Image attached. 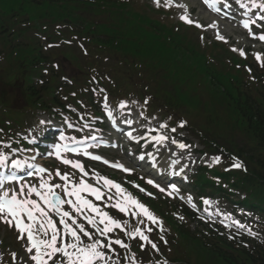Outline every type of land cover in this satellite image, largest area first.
I'll return each mask as SVG.
<instances>
[{
	"label": "snow or ice",
	"instance_id": "snow-or-ice-1",
	"mask_svg": "<svg viewBox=\"0 0 264 264\" xmlns=\"http://www.w3.org/2000/svg\"><path fill=\"white\" fill-rule=\"evenodd\" d=\"M239 2V0H237ZM153 3L159 7L161 5V0H153ZM202 3L213 11H219L218 5L227 6V0H202ZM252 8L259 9L261 13H264V0H249ZM163 6L165 8L178 7L183 9L179 19L189 25L195 26L200 29L216 28V39L222 42H227V38L220 34L218 25L216 22L209 24L207 26L201 24L198 20L190 17L188 6L184 3L178 2V0H164ZM241 7H247V5L241 4ZM260 20H264V15L259 16ZM251 24H255L256 21L252 20L244 21L243 27L248 30L249 36L253 39H258L264 42V32L259 34L254 33L250 27ZM258 27L264 28V25H259ZM203 39V37H201ZM51 47V45H50ZM234 52H239V54L246 58V53L242 49H231ZM255 59L260 62V66L264 67V62L261 61V54L256 53ZM250 72L251 69H248ZM103 91V90H101ZM107 97H105V101ZM133 103H136L133 101ZM145 104L148 103L146 99ZM107 107V105H105ZM119 109H125L127 103L121 101L118 105ZM108 117L115 123V117L113 116L112 110L107 113ZM130 115V113H128ZM143 117V113H140ZM41 124H45V121H40ZM124 123L131 126L135 121L133 119H125ZM185 121H181L179 127L183 128ZM69 127L73 125L69 124ZM166 124H161L160 128H166ZM79 130V129H78ZM149 131H155V129H150ZM172 132L176 131V128L171 129ZM127 137L131 140L139 143L140 139L145 137H136L133 135L132 131L126 133ZM60 139H68L63 134H61ZM72 140H76L75 137H71ZM85 139L96 140V136L86 137ZM157 143H163L169 139L165 135H159L152 137ZM77 143H84L83 140L76 141ZM172 143L176 144L177 141L173 139ZM8 147V145H6ZM180 149L189 148L190 145L184 143H178ZM56 156L64 165H70L73 169H77L82 177L78 182L70 183L69 174L67 172L61 173L59 169L55 170V176L59 177L63 184H52L49 180L44 177L40 178L39 185L36 186L31 183L21 182L23 177L17 175L16 170L34 169L33 171H28L27 175L32 176L35 173H45L48 170L44 167H38L35 164H29L27 160L12 159L11 168L13 171L7 175L0 177V224L5 225L11 232L15 234L16 240L18 242L23 241L21 247L24 249V260L23 264H119L117 259H113L109 252L116 254L114 245H119L121 248L128 249L129 245L125 243L120 238H108L107 240H102L99 237H108L109 233H112L114 229L119 228L126 236L131 238L139 237L140 241H144L150 244L151 248L159 251L158 245L150 240L149 236L145 234V231L152 232V228L141 229L139 226L133 227L131 230L127 229L128 221H120L113 218L106 211H101L100 207L93 200L88 199L83 193H86L95 198L96 201H101L107 199V201L112 202L115 199V203H109L108 207H111L126 215H131L134 217H145L152 224L157 225L160 231L163 232V222L156 217L149 208L141 203L138 199L133 197L130 193L122 187L120 183H117L111 179L98 176L96 177L97 182L103 181V187L107 188L109 191L115 189V196L107 195L102 191L101 187H96L91 183H88L83 177L87 176L88 173L85 171L84 165L81 161H73L68 158L61 156V151L73 152L80 154L79 148H70L68 145L60 144L55 145ZM15 151H24L23 149H14ZM51 155V153H50ZM84 156H88L92 160L102 161L105 164H110L111 162L104 159L99 155H91L88 151L83 152ZM151 155V154H148ZM9 157L0 152V166H7ZM35 160V156L32 157ZM140 160H144L145 156L141 155ZM233 163L231 164L232 169H241L243 164L237 158L233 157ZM221 162L220 156L212 157V163L218 164ZM178 163V161H173V164ZM111 166L123 170L126 173H131V169L125 168L122 164L111 163ZM155 166V165H153ZM186 167V166H185ZM226 171L230 169H225ZM183 168L180 169L182 173ZM177 174V173H174ZM49 173V177H51ZM11 185L15 182L16 186H6ZM148 185H152L159 190L161 193L167 192L169 196H172L174 192H178L176 185H171L172 191H167L166 188L161 187L159 184L155 183L152 179L146 181ZM135 187L140 192H145L146 195L152 196V193H147L144 188L139 185ZM55 189H60L63 192V197L58 194ZM33 196L38 199L33 198ZM64 197H67L65 199ZM191 202L192 197L187 198ZM205 204H209L208 200L203 201ZM65 205L68 206V210H65ZM54 217H58V220ZM81 217L83 219H81ZM183 219V217H179ZM87 222V224L84 223ZM139 224H143V220H138ZM235 223H239L238 221ZM90 225L91 227H88ZM103 227H100V226ZM242 227V225H241ZM97 233L99 236H97ZM164 240V237H160ZM167 243V241H164ZM139 248L141 251H146L145 243H140ZM118 255V254H117ZM12 262L17 264L18 253L12 252ZM129 260L130 264H138L135 256L125 257ZM167 264V261H165Z\"/></svg>",
	"mask_w": 264,
	"mask_h": 264
},
{
	"label": "rangeland",
	"instance_id": "rangeland-1",
	"mask_svg": "<svg viewBox=\"0 0 264 264\" xmlns=\"http://www.w3.org/2000/svg\"><path fill=\"white\" fill-rule=\"evenodd\" d=\"M140 2L141 3H143V4H148V5H151V6H155L156 8H161V9H163L164 8V6H163V3H164V0H161V5L159 6V7H157L154 3H153V0H140ZM193 5L195 6L196 5V3H195V0H194V3H193ZM192 10H194V11H192L193 12V15H196L197 16V18H194V17H191V18H193V19H195V20H198L200 23H201V19H204V12H203V10L201 9V7H200V4H198L196 7H195V9H192ZM182 11L183 10H181V9H174V10H172L171 12H170V14L169 15H167L168 17H161V18H164V20H173L174 22H176V21H178V20H180L179 19V17H180V15H181V13H182ZM203 22V24L204 25H207V23H209V21L207 20H203L202 21ZM202 24V23H201ZM231 25H233V24H231ZM223 29L224 28H221V30H222V33H223ZM203 30V29H202ZM229 31H231V33L233 34V36L235 37V38H233L232 40L233 41H236V47H237V49H239V47H241V46H244L245 44H247L246 42H244L245 41V38L244 37H242L241 35H240V33H238V29H237V27L235 26V25H233L232 26V29L230 28L229 29ZM205 34H206V36H208L209 34H211V35H213L212 33H207L206 31H205ZM196 35H197V33H196ZM241 41L240 43H237L238 41ZM251 45V44H250ZM232 48H235V46H232V47H230V49H232ZM99 99L100 100H103V99H105V96H103V97H99ZM115 102H116V105H118V103H119V101L118 100H115ZM112 107H113V109H115L116 110V108H118V106H116V107H114L113 105H112ZM131 108H133V107H131ZM133 111L136 113V115L137 114H139V112H137L138 111V107H136V108H133ZM40 113L38 114V117H40ZM60 115L61 116H65V114H63V113H60ZM33 122H35V121H33ZM157 124L158 123V117H156L155 119H153L152 120V122H151V124ZM147 124V123H146ZM145 126H147V125H145ZM193 137V136H192ZM194 138V137H193ZM193 140H195L196 142H198L197 141V139L196 138H194ZM165 143H167V142H165ZM193 143H195V142H193ZM169 146H168V150L171 152L170 154L172 155V156H174V155H180V157H183V155L185 156L186 154H183L182 152L181 153H179L180 151H177V148L176 147H174L173 145H170V144H168ZM195 146H197V147H199L200 149L202 148V146H199L198 144H196L195 143ZM177 152H178V154H177ZM118 155H120V152H118ZM193 155H195L196 157H198V155H196V154H194V153H192L191 151H189V154H188V158L189 157H192ZM199 158V157H198ZM152 228V226L151 225H148V224H146V225H144V229H146V228ZM0 228L2 229V227L0 226ZM167 241V243H165L164 241H161V249L158 251V252H147L146 254H141V256H139V257H137V259H136V261L138 262V264H151V263H155V262H157L161 257H165V256H163V255H166L167 257H171V256H176V258H178V251H179V249H178V244H176V246L175 245H173V246H171L169 249H168V247L171 245V244H174L172 241H170V239L169 240H166ZM184 241V246L187 248V251H188V253H190V254H193V253H196V254H201V253H205V252H207L206 250H203L200 246H199V244H198V242L197 241H195V240H193V241H190V240H186V239H184L183 240ZM147 257H149L150 259H151V262L150 263H145V261H146V258ZM192 257V256H191ZM194 257V256H193ZM192 257V258H193ZM174 264V263H173ZM182 264H185V263H182ZM188 264H192L190 261H188Z\"/></svg>",
	"mask_w": 264,
	"mask_h": 264
},
{
	"label": "trees",
	"instance_id": "trees-1",
	"mask_svg": "<svg viewBox=\"0 0 264 264\" xmlns=\"http://www.w3.org/2000/svg\"><path fill=\"white\" fill-rule=\"evenodd\" d=\"M193 56L194 53L191 50V55H188V57L192 58ZM199 57L200 55L198 54L197 58ZM197 58L194 61H196ZM220 78H223L222 74ZM237 88L239 89L238 92L242 89L241 86H237ZM232 97L238 101L239 107L242 109V116L246 123H251V131L256 132L255 128H260L264 131V114L260 110L255 111L249 106V98L244 95V97L239 96L237 99L235 94ZM243 118L241 119L242 121H244ZM253 174L257 177H264V169L263 171L254 169ZM230 245L228 248L231 247ZM252 250L253 251H247L246 249H241L240 251H237L235 255L229 256V258H227V262L231 264H264V246L256 244Z\"/></svg>",
	"mask_w": 264,
	"mask_h": 264
}]
</instances>
